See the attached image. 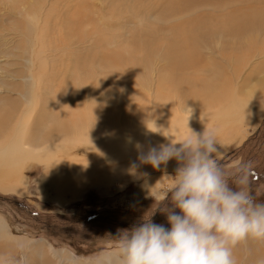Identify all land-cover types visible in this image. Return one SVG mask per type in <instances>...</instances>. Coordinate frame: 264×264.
<instances>
[{"label": "rangeland", "instance_id": "rangeland-1", "mask_svg": "<svg viewBox=\"0 0 264 264\" xmlns=\"http://www.w3.org/2000/svg\"><path fill=\"white\" fill-rule=\"evenodd\" d=\"M40 1L0 0V116H8L4 117V127H0V157L1 144L5 140L19 142L27 134L26 129L38 120L51 123L56 109L64 102L108 106L115 100L132 103L134 100L123 90L120 95L115 94L119 87H124L136 89L141 103L150 102L153 107L154 94L159 91L162 97L164 91L167 92L168 84L163 83L166 82L165 70L173 68L165 58L166 47H162L167 39L174 40L172 25L187 22L201 12L227 13V0L222 1V9L207 3L199 7L200 3H197L183 13L172 12L171 3L175 0ZM224 35L200 40L204 56L213 57L212 63L216 58L213 64H220L219 60H222L227 71V42L233 39ZM102 36L107 40L99 45L96 42ZM115 49L121 57L116 61L107 59L108 50ZM159 83H162L161 88ZM109 87L112 93H107ZM111 94L117 95L115 100H101ZM172 99L171 104L180 102L176 95ZM165 100L163 97L161 102ZM184 112L181 116L188 118ZM121 122L119 127L112 123L117 126L113 133L123 136L125 127ZM126 124L130 137L147 128L146 125L132 126L131 121ZM242 130L243 138L242 133H238L228 141L217 140V151L213 156L230 186H242L257 203H264V110L255 123L244 122ZM89 132L86 128L82 132L67 129V132L49 136L39 131L36 141L41 143L45 136L53 143L48 152H55L57 156L60 152L65 157L63 162H57V170L63 169L66 163H73L78 171H83L85 167L81 169L80 166L85 157L88 158L86 154H92V150H87L83 144V138L90 136ZM30 148L31 144L27 149L35 155L30 158V151L26 164L19 168L23 184L16 190L21 193L6 188L8 175L5 171L8 169L2 160L0 163V228L13 236V239H0L3 245L0 243V264H120L116 261L120 260V234L125 229L148 218L170 228L165 210L172 207L168 189L180 167L176 159L162 164L159 169L152 168L149 163L144 166L147 163L140 161L134 163L140 167L116 175L106 172L101 165L95 166L93 175L87 170L65 173L64 178L71 180V184L77 185L80 180L83 183L78 185L76 194L67 189L62 197H58L53 184L57 176L52 174L47 179L48 166L36 157L40 148L35 144L34 149ZM244 166H250L248 182L240 185ZM166 194L168 198L164 199ZM44 245L48 247L47 252L43 250ZM238 245L233 248L236 249L233 255L244 261L247 259L246 245L244 242L243 247Z\"/></svg>", "mask_w": 264, "mask_h": 264}, {"label": "bare ground", "instance_id": "bare-ground-1", "mask_svg": "<svg viewBox=\"0 0 264 264\" xmlns=\"http://www.w3.org/2000/svg\"><path fill=\"white\" fill-rule=\"evenodd\" d=\"M222 1L224 0H175L174 3H171V10L172 12L183 13L189 11L197 3H200L199 7L207 3L222 9L224 6ZM226 9L227 13L201 12L187 22H185L184 17L182 18L184 22L171 24L174 40L168 41L167 39L164 43L165 46L162 47L163 49L166 47L165 58L168 63L172 64L173 68L165 70L166 82L163 83L168 84L167 92L164 91V95L160 97L158 91L154 94L155 100H152L153 98L152 101L149 99L154 104L153 107L150 102L149 104L141 103V97L140 95L137 97L136 89L130 90L117 86L119 89L115 94L120 95L123 90V93L134 101L132 103H119L120 101L116 102L115 100L117 95L111 94L103 96L101 100H115L112 106L92 103L86 105L81 101H73L70 104L64 102L59 108L57 107V112L51 123L48 124L38 120L30 128L28 127L29 129H26L27 134L23 135L19 142H15L14 139L11 141L5 140L1 144L2 157H0V161L2 160L8 169V172L5 171L8 175L7 184L4 183L7 185L6 188L16 190L17 187L23 184V174L20 173L19 168L26 164L28 155L31 154L30 158L35 155L32 150L27 149L29 144H31L30 149L33 148V144L40 148L39 151H36V157L47 164V179L53 175L57 176V181L55 180L56 182L53 183V180L52 183L55 185L54 188H56L58 197H62L67 189H70L73 195L76 194L78 185L83 183L80 180L77 185H73L71 180L66 181L67 178H64V174L77 173L79 168L73 163H66L63 169L57 170V162H63L62 159L65 157L61 156L62 153L60 154V152L58 156L55 152H48L47 149L53 143H49L45 136L41 139V143H37L36 138L39 131L50 136L51 133L59 135L67 132V129L80 130L81 132L85 128L88 129L90 136L83 135L85 137L83 138V144L87 150H92V154H86L88 158L85 157L80 167L81 169L85 167L84 169L89 171V175H93L92 170L99 165L106 172H112V175L124 171L131 172L137 168L136 166L140 167V165H134V163L142 161L140 159L141 155L147 154L151 147L170 142L169 137L175 141H180L191 132V129L198 133H202L206 128L215 130L218 141L222 139L228 141L233 139L232 136H237L238 133H242L243 138L242 127L244 122L255 123L257 116L264 110V0H227ZM46 13L48 15V12ZM217 34H227L228 38L233 39V41L227 42V51L229 50L225 56L227 71L224 70L226 66L222 60H219L221 61L220 64H213L216 58L213 59L212 63L213 57L208 59L201 49L203 44H201L200 39ZM105 40H107L106 37L102 36L96 43L100 45ZM151 47L152 45H150ZM117 52L116 49L114 51L108 50L106 58L113 61L118 60L121 56ZM124 71L126 72V70ZM159 72L161 71L159 70ZM126 76L125 78H127ZM161 84L159 83V86ZM102 95H105V92ZM173 95L179 98V103L171 104ZM109 96L113 97L109 98ZM163 97L166 99L164 103L161 102ZM184 111L187 112L188 118L181 116ZM4 117L3 115L0 116V127H4V124H6ZM72 119L75 121L72 122ZM79 121L80 123H75ZM121 121H123V127H125L123 136L113 133L117 129V126L113 124L117 123L118 127L122 126ZM127 121H131L132 126L146 125L147 128L142 133L137 132L138 134L130 137L126 128ZM110 123H113V126ZM33 129L35 130L34 133ZM144 166L149 165L147 163ZM66 167L68 168L64 169ZM86 170L78 171V173L87 172ZM73 176L74 174L71 175V177ZM98 176L101 175L98 174ZM88 179L92 182L91 178ZM48 182H51V179ZM16 191L21 193L19 189ZM6 238L13 239V236L3 232L0 228V239L4 240ZM1 240L0 243L3 246ZM242 242L246 245L248 260L241 261L237 257V264H261V262H264V239L249 237L238 244L242 245ZM43 250L47 252L48 247L44 245ZM234 251L233 253H235ZM116 262L119 263L120 260Z\"/></svg>", "mask_w": 264, "mask_h": 264}, {"label": "clouds", "instance_id": "clouds-1", "mask_svg": "<svg viewBox=\"0 0 264 264\" xmlns=\"http://www.w3.org/2000/svg\"><path fill=\"white\" fill-rule=\"evenodd\" d=\"M169 140L140 159L157 169L171 159L180 162L168 189L170 228L148 218L125 229L120 234V264H237L234 246L249 237L264 239V203H257L244 187L229 185L213 156L215 130L191 129L182 140ZM249 167L241 168L240 185L247 184Z\"/></svg>", "mask_w": 264, "mask_h": 264}]
</instances>
